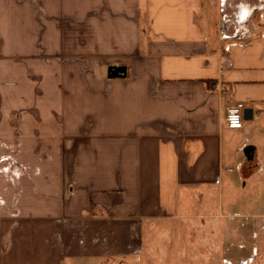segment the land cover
<instances>
[{
  "label": "crops",
  "instance_id": "obj_1",
  "mask_svg": "<svg viewBox=\"0 0 264 264\" xmlns=\"http://www.w3.org/2000/svg\"><path fill=\"white\" fill-rule=\"evenodd\" d=\"M260 203L264 0H0V264H206L243 216L257 264Z\"/></svg>",
  "mask_w": 264,
  "mask_h": 264
},
{
  "label": "rangeland",
  "instance_id": "obj_2",
  "mask_svg": "<svg viewBox=\"0 0 264 264\" xmlns=\"http://www.w3.org/2000/svg\"><path fill=\"white\" fill-rule=\"evenodd\" d=\"M242 186L243 182L240 183V188ZM244 188L245 187L241 188V193L238 194V197H240L241 199H244V197L246 198V196H248L250 192H252V190H248V192H245ZM244 201H241V203H243ZM258 203L259 201H257V204ZM260 206L262 207L253 210L255 212L264 213V203H260ZM249 210L250 208L245 206L241 214H247ZM246 219H248V217L243 216L239 219L234 220L237 224H239L235 225V222L232 224L233 220L229 223V220L227 218H223V227L220 228L224 230V236L222 238L220 235L217 240H213L215 234H211L209 228V231L205 233V237L208 240V256L206 258V264H235L238 258H240V264H249L248 260L244 259L250 258L252 255V231L250 225L248 224L249 220L246 221ZM167 252V259H164V262L166 261V264H185L187 253L190 259H193V262L194 260H200L197 257L199 255V252L196 247V243L194 241H191L186 233L184 235L182 234L176 239H173V241H169ZM195 256L197 257V259H194ZM257 264H264V259H258Z\"/></svg>",
  "mask_w": 264,
  "mask_h": 264
},
{
  "label": "built area",
  "instance_id": "obj_3",
  "mask_svg": "<svg viewBox=\"0 0 264 264\" xmlns=\"http://www.w3.org/2000/svg\"><path fill=\"white\" fill-rule=\"evenodd\" d=\"M245 105L243 103L233 104L228 107L226 115L227 126L233 129L242 128L244 125Z\"/></svg>",
  "mask_w": 264,
  "mask_h": 264
},
{
  "label": "water",
  "instance_id": "obj_4",
  "mask_svg": "<svg viewBox=\"0 0 264 264\" xmlns=\"http://www.w3.org/2000/svg\"><path fill=\"white\" fill-rule=\"evenodd\" d=\"M127 75V67L125 65H111L108 67V77L109 78H121V77H126ZM250 109H245V118L248 119L247 117V112Z\"/></svg>",
  "mask_w": 264,
  "mask_h": 264
}]
</instances>
